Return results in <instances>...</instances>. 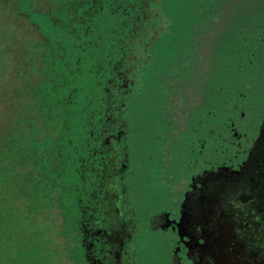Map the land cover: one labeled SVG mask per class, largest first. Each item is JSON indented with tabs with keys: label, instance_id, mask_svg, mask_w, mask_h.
<instances>
[{
	"label": "rangeland",
	"instance_id": "1",
	"mask_svg": "<svg viewBox=\"0 0 264 264\" xmlns=\"http://www.w3.org/2000/svg\"><path fill=\"white\" fill-rule=\"evenodd\" d=\"M63 1L59 0L58 3H55L57 0L53 1L56 6L55 13L62 9L60 16L68 7ZM100 1L99 7L85 8L87 17L80 18V23L78 19L73 18L70 25L68 22L60 21L57 25L56 21L50 19L51 14L32 15L30 21H27L29 22L26 27L27 36L22 38L24 40L22 49H17L14 54H6L7 56L2 58L7 69L15 64L25 71V76L23 80L21 79L24 81L22 82L24 92H21L17 99L13 94L11 100L7 101L11 110L10 116L14 114L12 110L19 105L24 107L31 117L34 109L32 107L31 110L29 105L33 101L31 88L36 86L41 74L44 76L50 72L54 74L46 83L45 89L56 86L60 91H69L72 94L74 90L70 89H75L77 85L78 89L79 86L82 87V91L79 92L77 89L78 92L73 93L70 98L66 96L71 103L67 101L69 109L67 108L66 113L70 115L68 129L60 134L56 133L63 137L64 142L57 143L60 138L55 135V139L51 137L50 143H54L56 148L47 150L50 135L43 132L46 127L43 120L39 126L37 141L32 143L30 140L39 162L35 182L30 179L26 185H21L23 193L26 190L28 202L27 215H24L26 226L22 229L11 227V231L7 233V245L2 243L5 241V227L2 224L6 218L12 219L15 215L11 212L14 208L12 204L0 205V264H6V261L7 264H91L85 256L87 233L83 226L84 218L75 215L71 196L76 181L79 179L83 181V177H80V166L86 169L84 152L81 159L82 145L85 139L88 140L90 131L79 128L81 127L79 123L84 120L81 109L85 100L93 97L90 94L96 88L95 82L98 83L99 66L105 71L110 69V65L114 66L115 59L120 54L119 44L123 45L128 40L126 34L132 30L131 26L126 25L143 2V0ZM156 2L163 19L159 20L157 26L165 25L166 28L164 33L162 32L164 35L155 38L149 45L147 49L149 57L136 74V86H130L131 90L126 100L128 113L125 122L130 131L129 148L133 152L136 149L135 139L139 129L141 131L145 129L141 134L143 137L140 135L141 143L143 147H148L150 138L147 135L154 136V124L161 118L167 117L166 121L171 122L172 127L175 126L173 133L170 134L174 137L173 141L168 144L157 142L160 147L156 149L157 144L153 145L152 154L150 153L152 156L163 149V162L158 164L157 169L164 174L166 172L167 182L162 183L161 189L162 192H166L171 190V179L177 176L170 172L174 173L175 169L171 164L174 161L178 162L179 158L182 161L184 152L199 148L198 139H205L207 152L213 153L215 149L224 150L228 147L224 138L231 136L230 124L233 121L235 127L245 132L247 137L255 134L260 113L264 109V0H159V2L156 0ZM74 8L75 10L70 11L74 12L73 17L77 16V13L84 16L83 11L81 12L83 7ZM7 19L13 21L9 16ZM20 20L15 18V21ZM13 27L15 26L4 30L6 35L10 34ZM0 29L2 32L1 24ZM50 47L62 52L61 62L53 67L42 65L43 59L49 65L44 50ZM36 49H39L37 51L39 57L33 53ZM22 53H25V56L20 63L17 59ZM13 81L16 82L10 77L9 89L12 91L15 87ZM94 99L95 101L88 100L91 101L85 114L88 120L95 111L97 99ZM39 104L40 102H38L40 109ZM154 109H157L156 112ZM241 113L244 117H241ZM51 114L49 112L48 115ZM21 116L23 115H18L17 119ZM201 119L208 123L204 135L196 127V121ZM26 126L30 127L31 123ZM194 128L198 134L194 136L196 142L194 140L193 145L191 135ZM168 129L171 131L170 126ZM210 130H214L215 135H210ZM180 133H191L186 146L187 134L186 138L181 135L177 139ZM218 135L221 136L217 137ZM52 136L54 137V133ZM158 137L163 139L162 133ZM177 147H180L178 152L175 151ZM172 152L176 153L172 156ZM152 164L153 160L146 162L143 167L146 174L151 172ZM57 169L60 171L56 177L58 185L48 181L46 176ZM133 169L136 170L135 167ZM146 185L143 184V187ZM46 194L48 197L44 199ZM19 201L22 202L23 198H18L17 202ZM36 202L38 206L35 205ZM32 208L34 214L31 212ZM19 231L21 236H17ZM17 250L24 251L25 258L22 262L16 259L18 263H15Z\"/></svg>",
	"mask_w": 264,
	"mask_h": 264
},
{
	"label": "flooded vegetation",
	"instance_id": "2",
	"mask_svg": "<svg viewBox=\"0 0 264 264\" xmlns=\"http://www.w3.org/2000/svg\"><path fill=\"white\" fill-rule=\"evenodd\" d=\"M136 81L137 77L131 85L128 81L122 85L125 116L130 86L135 87ZM260 114L251 137L231 122L232 132L224 138L228 144L224 150L207 152L205 139H198L199 148L193 146L183 156L180 154L182 161L179 158L171 164L175 169L170 172L177 176L171 179V190L166 192L161 191L162 183L167 182L166 172L157 169L163 162V149L150 155L153 145L157 144V149L160 141H173L170 134L175 126L165 116L152 123L154 136L147 135L148 147L141 143L145 129H139L133 152L128 143V124L108 118L101 141L105 148L100 152L103 162L97 172L94 167L90 169L94 188L87 194L95 204L75 212L84 218L88 262L264 264V109ZM196 123L204 135L208 123L202 119ZM161 133L163 139L158 137ZM213 133L214 130L209 131L210 135ZM186 134L180 133L177 139ZM197 134L196 128L192 135L188 133L185 146L191 136L194 145ZM175 151H180V147ZM149 160L153 164L146 174L143 167Z\"/></svg>",
	"mask_w": 264,
	"mask_h": 264
},
{
	"label": "trees",
	"instance_id": "3",
	"mask_svg": "<svg viewBox=\"0 0 264 264\" xmlns=\"http://www.w3.org/2000/svg\"><path fill=\"white\" fill-rule=\"evenodd\" d=\"M12 1H14V3ZM53 1L55 2L56 0H0V24L2 27V32L0 29V103L2 104V109L0 110V205H2V203L12 204V207L14 208L11 212L15 215L12 219L6 218L2 224V226L5 227V241H2V243L5 245L8 243L7 233L11 231V227L16 226L21 227L22 229V227L26 226L24 215H27L26 210L28 202L26 199V190L24 189L25 191L23 193L21 185H26L30 179L35 182L37 178L39 160L34 153L35 150L32 148V143L37 141L36 139L41 121H45L43 124L46 126L43 132L50 135L48 136L49 141H47V150H53L56 146L54 143H50L52 141L51 137L55 139L56 133L60 134V132L68 129L67 123L69 122L70 115L69 113H66L68 108L67 101L68 97L70 98L78 88L77 85L75 86V89L71 88L70 91L74 90L72 94L69 91H60L56 86H53L51 89H45V86L47 85L46 83L54 74L51 72L45 74V76L41 74L36 86L31 88V96L33 94L34 101L29 103L31 110L32 107H34L30 114L31 117L28 116L25 108L22 106L19 107V105L15 109L12 108L14 114H11L10 116L11 110H9V102L7 103V101L11 100L13 94L17 99L19 98L20 93L24 92L25 87L22 83L24 81L22 80L23 76H25V71L24 69H21L20 66L16 67L15 64L11 66L10 69H7V67L4 66L5 62L2 58L7 56L6 54H14L17 49H22L24 41L22 38L27 36L26 27L29 23L27 21H30L32 15L51 14L52 18L50 19L56 21L55 23H57V25H59L60 22H68L70 25V22H73V18L78 19V23H80V18L85 19L87 17V12L85 10L87 6L99 7V3H101L100 0H64L63 3L67 4L68 7L60 16L62 9L60 12L55 13L56 6ZM58 1L59 0L55 3H58ZM157 1L159 2V0ZM157 4L156 0H143L137 13L129 19L126 26H131L132 30L128 35L126 34L128 40L123 45L119 44L120 56H117L114 66L113 64L110 65L111 67L107 71L102 70L99 66L98 83L95 82L96 88L93 89L92 94H90L93 97H88L84 102L83 109H81L84 120L82 123H79L81 126L79 128H81L80 130H89L90 132L88 140L85 139L84 145H82L83 151L81 159L83 158L84 153L86 155V169L83 166H80V177H83V181L79 179L76 183L74 182V196V193L71 191L74 212L84 206L92 204L94 206L95 203L90 202L91 198H88L87 194L88 191L94 188V185H92L93 178L90 175V169L93 167L95 169L100 167V164L103 162V154L101 155L100 152L103 151V149L105 150V148L101 146V141L103 139V132H105L107 127V119L116 118V123L124 124L125 89L122 85L125 84L126 81H128L130 85L134 82L137 72L143 67L149 57L147 52L149 45H151L155 38L164 35L163 33L166 28L165 25L157 26L159 20H163ZM52 7H55V9H52ZM74 7H83L81 12L83 11L84 16H80V14L77 13V16L73 17L74 12L71 13L70 11L71 9L75 10ZM7 16L12 18L13 21H9ZM16 17L21 20L15 21ZM12 26L15 27L10 30L11 32H9V35H6V28L8 29ZM38 50H34L33 53L35 52L39 57L40 54L37 53ZM44 51L47 54L46 60L49 62V65L45 63L44 59L42 65L53 67L55 64L61 62L62 52L59 50L57 51L56 49L54 50L53 47H50ZM24 56L25 53H22L17 60L21 63ZM10 77L13 80H16V82L13 81L15 86L13 91L9 89ZM78 90L79 92L82 91V87L79 86ZM67 95L68 97L66 98ZM31 96L29 97L30 99ZM94 98L97 99L95 102V111H93L92 118L88 120V118L85 117V114H87V107H89L90 102L95 101ZM89 99L91 101H88ZM38 102H40V109L38 107ZM18 107L19 111L17 110ZM92 108L94 109L93 106ZM49 112L52 113L50 116L48 115ZM59 114H61L60 118L58 117ZM18 115L23 116L17 119ZM118 115L120 117L119 119L117 117ZM29 122L31 123V126L27 127L26 124H29ZM53 133L54 137L52 136ZM58 138L60 139H58L57 143L59 141H65L60 135ZM30 153H32V155ZM76 163H78L77 160ZM59 173V169L56 171L52 170L49 175H46L48 181L50 180L51 183L54 182L58 185L56 183L58 180L56 177ZM83 183L86 188H84ZM47 195L48 194L44 195L46 196L44 199L48 197ZM20 197L23 198V201L17 202ZM35 205L38 206L37 202ZM31 212H34L33 208L31 209ZM17 236H21V231L17 233ZM15 256V263H18L16 259L22 262L25 258L24 251L17 250ZM7 262L8 261H6V264Z\"/></svg>",
	"mask_w": 264,
	"mask_h": 264
}]
</instances>
